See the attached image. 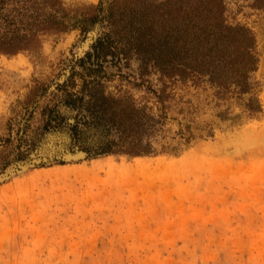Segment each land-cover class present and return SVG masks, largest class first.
I'll return each mask as SVG.
<instances>
[{
  "label": "rangeland",
  "instance_id": "obj_1",
  "mask_svg": "<svg viewBox=\"0 0 264 264\" xmlns=\"http://www.w3.org/2000/svg\"><path fill=\"white\" fill-rule=\"evenodd\" d=\"M206 47H252L260 112ZM46 133L83 155L0 182V264H264V0H1L0 173Z\"/></svg>",
  "mask_w": 264,
  "mask_h": 264
},
{
  "label": "trees",
  "instance_id": "obj_2",
  "mask_svg": "<svg viewBox=\"0 0 264 264\" xmlns=\"http://www.w3.org/2000/svg\"><path fill=\"white\" fill-rule=\"evenodd\" d=\"M201 61L195 67L187 66L186 70L197 78L198 83L201 82L202 77L208 76L206 81L214 89V98L232 103L231 99L242 100L243 95L249 94L248 101L243 105L244 111L248 115L261 111L257 99L253 101L251 98L253 86L249 82L248 72L254 70L256 61L252 47H206L202 50ZM217 115L223 119V112H219ZM207 128L204 130H207L208 135H212L211 127L208 125ZM184 130V132L181 131V134L187 143L191 139L202 137V133L199 135L193 133L191 123H185ZM152 151L153 149L149 144H133L127 148V152L134 156L152 153Z\"/></svg>",
  "mask_w": 264,
  "mask_h": 264
},
{
  "label": "water",
  "instance_id": "obj_3",
  "mask_svg": "<svg viewBox=\"0 0 264 264\" xmlns=\"http://www.w3.org/2000/svg\"><path fill=\"white\" fill-rule=\"evenodd\" d=\"M78 156L83 155V152L78 151L77 148L72 149ZM76 154V155H77ZM78 156L70 155V149H68V143L59 141L54 133H46L43 140L34 147V151L29 153L26 158L27 160L23 162L20 168H15L14 164L8 165L0 173V182L8 179L11 175L19 173L31 165H35L38 162L47 163L48 161H53L59 159V161H71L78 159ZM34 161V163H32Z\"/></svg>",
  "mask_w": 264,
  "mask_h": 264
}]
</instances>
